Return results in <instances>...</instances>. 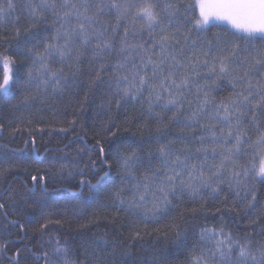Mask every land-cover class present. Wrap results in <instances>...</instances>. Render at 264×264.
<instances>
[{"label": "snow or ice", "instance_id": "6c2138e0", "mask_svg": "<svg viewBox=\"0 0 264 264\" xmlns=\"http://www.w3.org/2000/svg\"><path fill=\"white\" fill-rule=\"evenodd\" d=\"M217 21L234 31L210 38L206 33L218 27ZM12 41L15 54L0 53V93L8 92L18 57L28 69L25 91L63 94L87 77L89 90L104 86L109 105L130 113L125 128L135 124L140 132L141 139L121 141L110 158L101 160L108 170L96 175L95 184L81 181L89 186L87 195L104 189L115 168L119 186L110 190L113 203L138 225L158 222L185 197L192 203L231 200L229 211L245 215L258 207L264 212L259 198L264 186V0H0V42L11 47ZM222 86L227 94L218 99ZM103 131L117 136L111 127ZM96 144L107 157L99 140ZM6 171L0 170V177ZM9 223L23 228L18 221ZM50 223L46 219L39 230ZM170 234L177 250L190 246L179 224L164 237ZM146 235V227H137L130 239ZM199 240L202 250L189 264H264V240L254 242L251 233L203 227ZM92 246L101 242L82 243L80 260L69 259L59 241L55 252L63 253V264H109L95 248L89 255ZM5 248L0 245V254ZM35 255L55 264L47 252ZM20 256L18 249L11 264H21ZM153 264L164 262L157 255Z\"/></svg>", "mask_w": 264, "mask_h": 264}, {"label": "trees", "instance_id": "16d2710c", "mask_svg": "<svg viewBox=\"0 0 264 264\" xmlns=\"http://www.w3.org/2000/svg\"><path fill=\"white\" fill-rule=\"evenodd\" d=\"M195 14L198 15V9ZM215 25L218 27L211 26L206 33L210 38L216 32L234 31L226 25ZM15 51V41L11 47L0 42V53L15 54ZM27 70L17 57L9 90L0 93V124L4 126L0 131V170H7L0 177V204L4 205L0 209V245L6 244L5 252L0 254V264H11L18 249L21 250V264H45L43 258H36L35 254L41 252H47L55 264H63V253L55 252L57 241L62 249L68 250L69 259L74 260L83 259L82 243L100 241V247H90L89 255L95 248L97 257L107 259L109 264H153L157 255L164 264H189L192 256L199 255L202 250L200 229L221 225L233 235L251 233L254 242L264 240V233H261L264 212L259 207L255 212L249 210L248 215L229 211L233 207L231 200L222 202L206 198V203H192L185 197L174 201L176 207L158 222L138 225L113 203L110 190L119 186L115 168L104 189L94 196L87 195L89 186L81 181L91 180L95 184L96 175L108 170L101 160L110 158L121 141L141 139L140 132L136 131L135 124L130 130L125 128L124 121L130 113L123 108L117 109L115 103L109 105L111 97L104 86L89 90L88 78L81 77L78 87L63 94L53 95L51 89L25 91L22 81ZM2 74L0 67V82ZM226 94L222 86L217 98ZM26 97H29L27 101ZM189 98H193L191 94ZM106 127L116 131L117 136L105 133ZM97 140L105 148L107 157L99 152ZM32 176H37V180L33 181ZM259 198L264 203V186L260 188ZM201 203L204 204L202 209ZM193 208L199 210L193 213ZM46 219L53 223L41 232L40 225ZM57 220L59 224L55 223ZM250 220L256 222L250 223ZM10 221H18L23 228ZM174 223L188 235L189 247L177 250L174 236L164 237ZM137 227L141 230L146 227L150 235L142 240L130 239V233ZM155 229L160 230L159 234ZM191 245H195V249Z\"/></svg>", "mask_w": 264, "mask_h": 264}, {"label": "rangeland", "instance_id": "374dc122", "mask_svg": "<svg viewBox=\"0 0 264 264\" xmlns=\"http://www.w3.org/2000/svg\"><path fill=\"white\" fill-rule=\"evenodd\" d=\"M215 24H222V25H226V26L231 28V26L229 24H227L226 22H223V21H217V22H215Z\"/></svg>", "mask_w": 264, "mask_h": 264}]
</instances>
